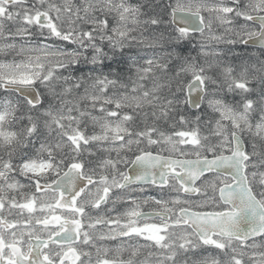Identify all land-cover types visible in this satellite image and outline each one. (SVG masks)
<instances>
[{
	"label": "snow or ice",
	"instance_id": "6c2138e0",
	"mask_svg": "<svg viewBox=\"0 0 264 264\" xmlns=\"http://www.w3.org/2000/svg\"><path fill=\"white\" fill-rule=\"evenodd\" d=\"M0 55V264H264V0H0Z\"/></svg>",
	"mask_w": 264,
	"mask_h": 264
},
{
	"label": "rangeland",
	"instance_id": "374dc122",
	"mask_svg": "<svg viewBox=\"0 0 264 264\" xmlns=\"http://www.w3.org/2000/svg\"><path fill=\"white\" fill-rule=\"evenodd\" d=\"M188 47H191V45H189ZM224 47H225V44H222L220 48H224ZM234 48L239 49L242 53H247L248 56H253V55L258 56L260 54V51L256 50V49H250L249 51H246L245 49L240 48L239 46H236ZM233 52L236 53L235 51H233ZM12 58L13 57L11 55L7 57L8 60H11ZM16 58L19 59V57H16ZM3 59H5V57L3 55H0V60H3ZM165 155H166V153H165Z\"/></svg>",
	"mask_w": 264,
	"mask_h": 264
},
{
	"label": "flooded vegetation",
	"instance_id": "af4514ba",
	"mask_svg": "<svg viewBox=\"0 0 264 264\" xmlns=\"http://www.w3.org/2000/svg\"><path fill=\"white\" fill-rule=\"evenodd\" d=\"M144 195H146V196L147 195H158V193L156 191H154L151 187H148V188H146ZM144 210L147 211L148 208L146 207Z\"/></svg>",
	"mask_w": 264,
	"mask_h": 264
},
{
	"label": "trees",
	"instance_id": "16d2710c",
	"mask_svg": "<svg viewBox=\"0 0 264 264\" xmlns=\"http://www.w3.org/2000/svg\"><path fill=\"white\" fill-rule=\"evenodd\" d=\"M136 2H137V0H132V3H136ZM238 46H239V45H238ZM219 47H221V45H219ZM229 47H232V46H230V45H225L224 48H229ZM233 51H235L237 54H240L238 50H235V48L233 49ZM0 93H2V90H0ZM192 112H193V111H192ZM193 113H195V112H193Z\"/></svg>",
	"mask_w": 264,
	"mask_h": 264
},
{
	"label": "water",
	"instance_id": "95a60500",
	"mask_svg": "<svg viewBox=\"0 0 264 264\" xmlns=\"http://www.w3.org/2000/svg\"><path fill=\"white\" fill-rule=\"evenodd\" d=\"M249 46L254 47V46H252L251 44H250ZM193 95H195V94H193ZM191 109H192V110H196L195 108H191ZM129 171H131V169H129Z\"/></svg>",
	"mask_w": 264,
	"mask_h": 264
}]
</instances>
